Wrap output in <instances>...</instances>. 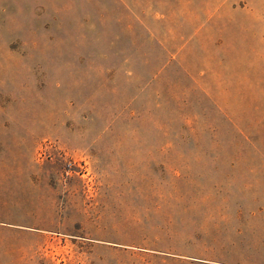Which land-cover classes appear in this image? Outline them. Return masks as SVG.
Here are the masks:
<instances>
[{
    "label": "rangeland",
    "instance_id": "1",
    "mask_svg": "<svg viewBox=\"0 0 264 264\" xmlns=\"http://www.w3.org/2000/svg\"><path fill=\"white\" fill-rule=\"evenodd\" d=\"M0 264H264V0H0Z\"/></svg>",
    "mask_w": 264,
    "mask_h": 264
}]
</instances>
